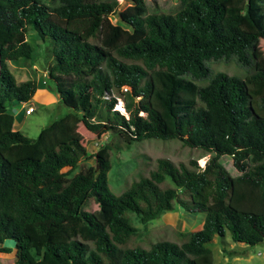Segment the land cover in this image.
Instances as JSON below:
<instances>
[{
    "label": "trees",
    "instance_id": "1",
    "mask_svg": "<svg viewBox=\"0 0 264 264\" xmlns=\"http://www.w3.org/2000/svg\"><path fill=\"white\" fill-rule=\"evenodd\" d=\"M117 6L0 0V244L15 242L13 264H212L207 244L215 235L264 240V0H177L151 12L147 0H133L118 12L130 28L110 20ZM29 30L51 44L48 76L69 107L35 138L13 128L10 108L36 90L34 79L18 81L9 69L33 59ZM219 59L250 72L210 73L207 62ZM115 96L127 116L113 109ZM78 124L97 136L113 131L118 141L105 143L91 164ZM145 138L178 140L207 157L190 167L156 158L113 194V149ZM177 207L202 212L201 228L179 232L180 243L122 247L135 231L127 213L144 224Z\"/></svg>",
    "mask_w": 264,
    "mask_h": 264
},
{
    "label": "rangeland",
    "instance_id": "2",
    "mask_svg": "<svg viewBox=\"0 0 264 264\" xmlns=\"http://www.w3.org/2000/svg\"><path fill=\"white\" fill-rule=\"evenodd\" d=\"M175 2L177 0H147L148 11H164L173 6ZM132 3L133 0H118L116 10L109 15L110 20L123 28H130L121 21L118 12ZM27 39L34 49L33 59H21L18 64L9 63V69L18 81L27 78L35 80L36 90L31 100L25 103L33 105L34 111L25 114L22 103H12L10 108L15 116V129L30 138H35L42 127L63 116L69 111V107L59 100L55 82L48 76V68L53 61L51 44L48 41L39 40L33 30H29ZM259 46L264 52V39H260ZM207 64L210 73L220 70L227 74L244 77L250 72V69L239 66L234 59L210 60ZM206 80L198 82L202 83ZM76 128L82 136L87 155H92V158L87 161L91 164H95L96 157L104 152L105 143L115 139L118 141V136L113 131H106L97 136L95 133L87 131L81 124H78ZM119 144L122 146L121 142ZM111 157L113 163L108 172V186L113 194L118 195L127 189L133 181L147 174L156 158L166 157L174 162L182 161L190 167L189 160H196L198 165L202 166L207 154L204 150L183 146L178 140L145 138L133 142L129 148L113 149ZM80 159L83 160L84 156L81 155ZM220 162L232 176L239 174L233 167L229 155H222ZM77 171L78 168L72 174ZM91 209L94 212H101V208L96 203L92 205ZM127 217L135 231L122 247L148 248L159 240L180 243L179 232L201 228L204 214L188 212L177 207L163 212L159 217L144 224L133 213H127ZM207 245L211 250L212 264H264V240L248 245L233 241L227 231L224 236L215 235ZM0 246L12 249L8 253L0 252V264H13L16 258L15 242L6 239Z\"/></svg>",
    "mask_w": 264,
    "mask_h": 264
},
{
    "label": "built area",
    "instance_id": "3",
    "mask_svg": "<svg viewBox=\"0 0 264 264\" xmlns=\"http://www.w3.org/2000/svg\"><path fill=\"white\" fill-rule=\"evenodd\" d=\"M126 89V87H124ZM116 98V102L114 104V110L118 111L120 114H123L125 116H127V111L125 109V106H124V102L122 100V98L120 96H115ZM22 107L24 109V113L25 114H29V113H32L34 111V106L29 104V105H26L25 103H22ZM203 166V164H202Z\"/></svg>",
    "mask_w": 264,
    "mask_h": 264
},
{
    "label": "crops",
    "instance_id": "4",
    "mask_svg": "<svg viewBox=\"0 0 264 264\" xmlns=\"http://www.w3.org/2000/svg\"><path fill=\"white\" fill-rule=\"evenodd\" d=\"M14 117H15V116H14ZM15 123H16V122H15V118H14V123H13V128H14V129H15Z\"/></svg>",
    "mask_w": 264,
    "mask_h": 264
},
{
    "label": "clouds",
    "instance_id": "5",
    "mask_svg": "<svg viewBox=\"0 0 264 264\" xmlns=\"http://www.w3.org/2000/svg\"><path fill=\"white\" fill-rule=\"evenodd\" d=\"M204 164V163H203Z\"/></svg>",
    "mask_w": 264,
    "mask_h": 264
}]
</instances>
